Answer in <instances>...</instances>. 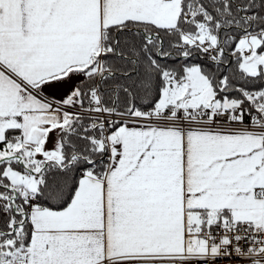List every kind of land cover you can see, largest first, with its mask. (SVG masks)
<instances>
[{"label":"snow or ice","instance_id":"1","mask_svg":"<svg viewBox=\"0 0 264 264\" xmlns=\"http://www.w3.org/2000/svg\"><path fill=\"white\" fill-rule=\"evenodd\" d=\"M0 264H264V0H0Z\"/></svg>","mask_w":264,"mask_h":264}]
</instances>
